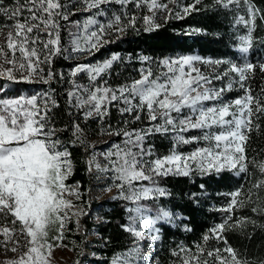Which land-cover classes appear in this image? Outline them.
Returning <instances> with one entry per match:
<instances>
[{"label":"snow or ice","instance_id":"obj_1","mask_svg":"<svg viewBox=\"0 0 264 264\" xmlns=\"http://www.w3.org/2000/svg\"><path fill=\"white\" fill-rule=\"evenodd\" d=\"M215 4L227 10L243 7V15L236 17L235 23L247 30L239 36V52L243 63L231 60H205L199 56H179L153 61L141 57L147 66L138 69L139 78L118 85L108 83L114 64L123 63L119 54L98 63H77L68 73L65 89L66 108L57 112L61 105L54 93L20 95L15 98H0V248L5 252L19 253L5 264H52L54 248L60 247L56 241L64 239V231L69 221L86 215L80 204L67 197L82 198L79 185L69 187L65 181L72 174V153L68 144L76 147L89 145L86 140L87 125L90 120L101 126L107 135L122 137L123 143L110 146L103 153L108 166L96 163V154L88 161V171L95 167L101 172H111V179L117 183L106 186L103 191L118 190L117 199L136 205L127 209L128 223L122 225L130 233L136 246L123 256L114 257L111 264H132L143 259L150 264L147 254L142 255L143 241L148 248L162 239L160 222L171 223L173 213L158 208L154 217L148 215L151 208L141 201L170 196L160 181L169 176L189 177L193 173L201 176L232 171L237 176L252 177L255 169L264 176V159L249 157V142L253 134L264 136V83L254 88L251 81L256 79L257 70L264 74V63L248 61L247 54L253 48L259 18L264 22V14L251 0H214ZM119 4L127 8L129 4L137 9L146 8L152 15L142 17L145 31L158 28L156 12L172 10L169 4L177 0H11L6 4L0 0V80L19 84H46L65 80L63 73L52 71L55 58L65 56L69 51L61 42V21H68L77 10L89 12L83 23L74 22L76 32L71 33V51L83 56L94 55L109 41L105 36L126 33L136 29V16L127 17L113 13L106 24L96 17L105 15L102 7ZM202 0H194L182 8L184 15L199 11L196 5ZM175 18H183L180 12ZM8 32L5 33L4 29ZM193 29V32H199ZM78 59L79 57H75ZM130 59V58H129ZM198 63L206 65L210 72L201 71ZM7 65V67H5ZM155 65V66H153ZM227 65L222 71L220 67ZM47 67V72L45 71ZM83 74V75H81ZM119 75V73H116ZM77 77L87 80L80 83ZM103 77V78H102ZM215 81L222 86H214ZM6 85L0 84V92ZM233 91L242 95L229 97ZM119 115V124L110 123L112 109ZM67 116L70 122L61 124ZM136 125V127H128ZM197 133L188 135V133ZM68 133L67 142L61 139ZM155 137L170 138L171 147L167 155L159 156ZM196 144L191 152H180L181 145ZM264 152V148L260 149ZM243 179V177H242ZM144 182H148L147 185ZM203 187V185H201ZM264 191V179L251 183L247 192L243 187L228 193L226 207L218 209L228 215L224 221L205 233L195 250L183 244L172 255L179 258V264H249L247 259L233 248L224 236L248 222L255 225L250 217L233 221L234 210L252 205L251 211L264 215V207L259 204ZM256 197L253 200V197ZM137 224L145 230H139ZM56 232L50 236V230ZM190 230V229H185ZM249 238H251L249 236ZM222 243L221 247H210L209 241ZM264 264V261H261Z\"/></svg>","mask_w":264,"mask_h":264},{"label":"trees","instance_id":"obj_2","mask_svg":"<svg viewBox=\"0 0 264 264\" xmlns=\"http://www.w3.org/2000/svg\"><path fill=\"white\" fill-rule=\"evenodd\" d=\"M10 2L11 0H5L6 4ZM70 2L76 4L78 0H70ZM160 2L167 3V0H160ZM193 2L194 0H184L182 6L191 5ZM251 2L264 14V0H251ZM102 7L106 10L105 15L96 17L101 23L106 24L113 13L122 15V19L127 23V17L124 16V13H127L129 16H136L138 31L130 28L119 37L116 33L105 36L109 42L100 47L94 55L83 56L74 53L71 51L70 44L71 33H75L77 30L74 22L78 21L82 24L88 16L92 15V13L77 10L74 15L69 17L68 21H61V42L63 47L69 49L65 56L73 58L57 57L52 63V71L57 74L63 73L65 80H57L50 85L15 84L0 80V84L6 85L2 93H10L11 97H17L55 89L54 95L61 105L60 109L56 111L63 113L66 108L64 90L70 87L67 82L68 73L77 63H98L111 58L113 54H119L124 62L114 64L112 75L107 77L108 83L114 86L130 81L133 77L139 78L138 69L147 66L140 59L145 56L150 57L153 61L192 55L205 60L224 59L237 64L243 63L242 55L239 54L237 47L240 42L239 36L247 30L243 25L235 23L238 15L245 14L243 7L240 9L233 7L231 10H227L216 5L214 0H202L201 4L196 5L200 9L199 11H193L190 15L182 14V19L175 18L176 13L172 11L171 18L166 19L168 14L161 21L156 22L157 20H155L159 27L151 31H145L142 19L145 15H152L146 8L137 9L133 4H129L127 8H121L119 4L115 3ZM0 22H4L3 17H0ZM256 24L254 45L247 54V59L258 65L264 63V22L258 18ZM193 29L200 31L193 32ZM5 31L8 29L5 28ZM222 67L220 70L226 68L227 65ZM47 70L45 66V71L47 72ZM77 80L80 83H87L86 78L77 77ZM218 82L222 84V82ZM251 83L258 90V86L264 83V74L257 70L256 79ZM12 85H15L17 89H12ZM239 95H242V92L228 93L229 97ZM119 119L118 113L113 108L110 120L113 128L123 127L118 123ZM67 122H70L67 116H64L60 121L61 124ZM82 127L87 128L86 140L89 146L85 148L68 144V150L72 153L73 169L66 184L68 186L79 185V191L83 193L80 202L84 211H88V215H83L80 218L83 225L82 231H76V225L74 221H71L63 242L72 249L74 254L68 264H111L114 257L121 256L136 246L135 238L121 227L128 223L130 214L127 209L136 205L123 199H117L119 193L115 187H112L114 197L101 201L93 200L96 176L92 171H88V161L92 158L93 153L98 150L108 151L111 145L122 144L123 140L122 137L104 134L101 131V126H98L93 120L88 121L87 125L82 123ZM128 127H136V125ZM262 128H264V121H262ZM195 134L197 133H188V135ZM60 135L62 140L68 141V133ZM108 136L110 137L104 143H99L101 139ZM150 142L155 144L157 155L163 156L169 153L170 138L155 137ZM196 147V144L181 145L178 151L187 153ZM261 148H264V136L257 138L253 134V139L249 142V157L255 156L257 160L264 159V152L260 151ZM250 169L255 173L252 177H246L243 174L237 176L232 171H222L203 176L199 173H193L189 177L169 176L160 181V186L166 188L171 195L156 201H141V204L151 208L148 215L154 217L158 208H164L173 213V220L171 223L160 222L157 224V227L163 225L161 241L154 242L151 248L147 247L149 242H142L143 249L148 252L147 258L150 264H179V258L172 255V250H178V246L181 244L195 250V244L201 242L202 236L210 228L222 223L228 215L218 210L226 207L229 203L230 197L227 194L241 187L244 192H247L251 183H255L258 179H264V176H261L251 166ZM112 175L111 172L108 175L109 185L117 183L111 179ZM144 183L147 185L148 182ZM260 196L264 198V191L260 192ZM255 199L254 196L253 200ZM259 206L264 207V199L261 200ZM251 207L252 205H247L234 210L232 219L235 221L239 218L250 217L256 222L255 225L248 222L234 230L226 231L224 236L228 243L241 254L242 258L249 261V264H261V261H264V215L252 212ZM94 214H96L95 217ZM136 226L139 230L144 228L141 224ZM186 228L190 230H185ZM209 246L222 248L224 245L210 240ZM87 251H90L92 256H88Z\"/></svg>","mask_w":264,"mask_h":264},{"label":"rangeland","instance_id":"obj_3","mask_svg":"<svg viewBox=\"0 0 264 264\" xmlns=\"http://www.w3.org/2000/svg\"><path fill=\"white\" fill-rule=\"evenodd\" d=\"M183 1L184 0H177V3L176 4H169L168 7L172 11H175V13L182 12V8H183L182 5H184ZM168 14H169L168 12L157 11L156 12V18H155V20H157L156 22L163 20L166 16H168ZM181 14H183V13H181ZM7 32L8 31H5V33H7ZM245 34H246V32L243 35H245ZM3 39H4V37L3 36H0V42H2ZM239 44H240V42H239ZM238 49H239V45L237 47V50ZM239 54L242 55L240 52H239ZM197 66L201 69V71L210 72V69L206 65H204L202 63H198ZM5 67H7V65ZM214 86H222V84L219 83L218 81H215L214 82ZM11 88L12 89H17L15 87V85H12ZM23 95L24 96H31L33 94L31 93V94H23ZM0 98H15V97H11L10 96V93L9 94H6V93L0 92ZM109 137L110 136H108L107 138L101 139V141L99 143L100 144L101 143H104ZM106 151L105 150H98L95 153L96 154L95 161H96V163H99V165L102 168L108 166V161L105 159V157L103 155V153H105ZM92 172L96 176V186L94 187V192L92 194V199L93 200L101 201L102 199H107V198H110V197L111 198L114 197V190H113V188H111V191H103L102 190L106 186H109V183H108V175H110V172H101V171H98L96 169V167H95V164L92 167ZM65 183H66V181H65ZM75 186L76 185L69 186V187H75ZM67 198L68 199H72L74 203L80 204L81 207L83 208V205L80 202V200H76L75 197H67ZM86 214L88 215V211H86ZM95 216H96V214H94V217ZM80 218H81V216L79 217V225H77L76 222H75L76 221V217H73L72 220H71V221H74V223L76 225V227H75V230L76 231H82V228L81 227L83 225L81 223V219ZM71 221H69V223L67 224V227H66V229L64 231V239H65V235H66L67 231L69 230L68 229V225L71 223ZM143 230H145V229L143 228ZM55 235H56V232H55V230L53 228V229L50 230V236H49V238L51 239V237L52 236H55ZM64 239L62 241H56L55 242L57 244H60L61 246L54 248V251L52 253V257H53L52 264H68V262H70L72 260L73 256H74L72 249L69 248V247H67L66 244H64V242H63ZM143 242H148V241H143ZM144 253H146L148 255V252H146L142 248V255ZM17 255H19V253L5 252L2 248H0V264H5V261L10 260V259L14 258ZM87 255L88 256H92V253L90 251H87ZM121 256H123V255H121ZM147 260H148V258H147ZM132 264H145V261L143 259H137V260H134L132 262Z\"/></svg>","mask_w":264,"mask_h":264}]
</instances>
